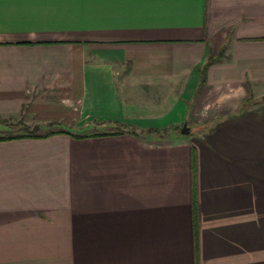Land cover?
<instances>
[{
    "label": "crops",
    "instance_id": "crops-1",
    "mask_svg": "<svg viewBox=\"0 0 264 264\" xmlns=\"http://www.w3.org/2000/svg\"><path fill=\"white\" fill-rule=\"evenodd\" d=\"M27 119L64 132L0 141V264H264V0H0Z\"/></svg>",
    "mask_w": 264,
    "mask_h": 264
},
{
    "label": "trees",
    "instance_id": "trees-1",
    "mask_svg": "<svg viewBox=\"0 0 264 264\" xmlns=\"http://www.w3.org/2000/svg\"><path fill=\"white\" fill-rule=\"evenodd\" d=\"M224 55V50L221 51L216 57H211L209 59V61L207 62V64L205 65L203 71H202V84L204 85L205 83V78H206V72L208 71V69L210 68V66H212L213 64H215L216 62L220 61L222 59ZM6 128L7 130H9L10 133L6 134V135H0V141H11V140H18V139H23V138H45V137H49L52 135H55L59 132H64V131H51L48 132L46 134H39L38 133V126L34 129V131H28L27 134H19L18 132H20L21 130H28V128H26L24 126L23 123H13V122H9L8 120H0V129L1 128ZM131 129V132L133 134H135L136 136H139L137 133V131L135 129H133L132 127H129ZM181 127L179 126H175V127H171V128H166L163 130H159V129H149L146 133L149 135H159L161 137H164L165 134H167L170 130H174V131H180ZM37 130V131H36ZM77 138L81 137V136H76Z\"/></svg>",
    "mask_w": 264,
    "mask_h": 264
},
{
    "label": "rangeland",
    "instance_id": "rangeland-1",
    "mask_svg": "<svg viewBox=\"0 0 264 264\" xmlns=\"http://www.w3.org/2000/svg\"><path fill=\"white\" fill-rule=\"evenodd\" d=\"M28 121H18L19 123H23L24 124V126L26 127V128H28V130H21L20 132H18L19 134L21 133V134H27L28 133V131L30 130V131H34V129L38 126L39 128H38V133L39 134H46V133H48V132H51V131H57V128H58V126H56L54 123H47V124H43V123H39V122H35V121H33V120H31V119H27ZM9 121V120H8ZM9 122H11V121H9ZM18 122H15V123H18ZM183 127L184 126H182L181 127V129H180V131H182L183 130ZM37 131V130H36ZM8 133H10L9 132V130H7V129H0V135H6V134H8Z\"/></svg>",
    "mask_w": 264,
    "mask_h": 264
},
{
    "label": "water",
    "instance_id": "water-1",
    "mask_svg": "<svg viewBox=\"0 0 264 264\" xmlns=\"http://www.w3.org/2000/svg\"><path fill=\"white\" fill-rule=\"evenodd\" d=\"M183 130L181 131L182 134H188L190 132V128L187 126V124L183 125Z\"/></svg>",
    "mask_w": 264,
    "mask_h": 264
}]
</instances>
